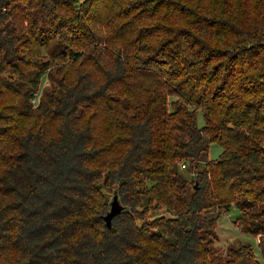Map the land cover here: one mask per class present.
<instances>
[{"label":"trees","instance_id":"trees-1","mask_svg":"<svg viewBox=\"0 0 264 264\" xmlns=\"http://www.w3.org/2000/svg\"><path fill=\"white\" fill-rule=\"evenodd\" d=\"M232 208L264 238V0H0V264H262Z\"/></svg>","mask_w":264,"mask_h":264},{"label":"rangeland","instance_id":"rangeland-1","mask_svg":"<svg viewBox=\"0 0 264 264\" xmlns=\"http://www.w3.org/2000/svg\"><path fill=\"white\" fill-rule=\"evenodd\" d=\"M50 86L51 84L48 80V77L45 76L41 82L38 92L35 95V99L32 102L34 106H37L39 104L42 96L50 88ZM198 123L200 127L204 126L205 124L201 112H199L198 115ZM221 154L222 148L219 145H211L207 155L204 157L201 163V166L203 167L208 161L218 160ZM199 168L200 167H198L197 170H200ZM182 173L188 178L192 174L189 166L186 170H182ZM197 185L198 184L195 185V188H197ZM112 193L113 192L108 193L110 200L112 198ZM163 214V211L152 210L150 216L156 217ZM210 216L217 218V213L212 211L210 212ZM218 216V226L216 228L215 237L212 239V250L214 254L220 257L221 260L226 261L231 250H236L240 246L246 244L253 247L254 251L258 255V258L261 260L262 264H264V261L260 254L262 251L261 248H264V238L261 236L259 237L245 234L238 228L237 222L239 221L238 217L240 216V211L237 208H232L228 212L223 211Z\"/></svg>","mask_w":264,"mask_h":264},{"label":"water","instance_id":"water-1","mask_svg":"<svg viewBox=\"0 0 264 264\" xmlns=\"http://www.w3.org/2000/svg\"><path fill=\"white\" fill-rule=\"evenodd\" d=\"M197 190V188H196ZM125 211V208L121 205L118 195H115L110 204V212L104 218L107 228L112 229V221L115 217L119 216Z\"/></svg>","mask_w":264,"mask_h":264}]
</instances>
